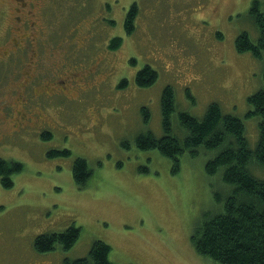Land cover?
I'll return each mask as SVG.
<instances>
[{"label":"rangeland","instance_id":"1","mask_svg":"<svg viewBox=\"0 0 264 264\" xmlns=\"http://www.w3.org/2000/svg\"><path fill=\"white\" fill-rule=\"evenodd\" d=\"M133 1L138 12L128 34L123 22ZM251 2L0 0V157L23 164L11 185L0 183V264H66L95 239L110 245L112 264H217L190 242L203 214L220 208L213 191H226L218 173L205 171L213 151L184 152L174 172L169 157L134 139L162 133L160 91L169 83L174 129L178 110L199 118L216 101L244 121L254 145L258 116L247 114V96L263 84L264 51L257 58L234 44L240 31L258 36ZM118 35L119 46L109 48ZM29 55L35 62L26 64ZM145 63L159 75L141 87L134 76ZM64 76L77 78L63 84L68 97L32 93L53 91ZM43 121L51 126L42 134L36 125ZM64 148L69 155L55 153ZM80 156L92 171L81 188L72 172ZM72 224L80 227L73 246L35 250L36 235Z\"/></svg>","mask_w":264,"mask_h":264},{"label":"trees","instance_id":"2","mask_svg":"<svg viewBox=\"0 0 264 264\" xmlns=\"http://www.w3.org/2000/svg\"><path fill=\"white\" fill-rule=\"evenodd\" d=\"M247 11L258 36L252 40L246 31H240L234 40L235 49L238 53L248 52L253 57L262 58L264 8L261 0H252ZM137 12L138 5L133 1L123 22L128 34L134 29ZM215 34L219 38L223 36L220 31ZM120 42L119 35L113 36L108 47L116 48ZM136 71L134 81L141 87L152 85L159 75V70L147 63ZM261 76V88L247 96L251 105L247 114L258 116L257 128L255 125L258 135L253 146L246 135L244 121L223 111L216 101H211L199 118L188 111L178 110V128L174 129V91L169 83L160 91L162 133L155 136L151 131H145L135 135L134 139L137 147L157 149L161 155L169 157L174 172L179 169L180 155L184 152L195 155L201 149L213 151V156L204 163L205 171L208 175L218 173L226 191L223 194L213 191V198L220 208L203 214L191 232L190 242L197 253L208 256L217 264H264V60ZM120 82L126 83V79ZM141 113L144 119L148 118L146 105L141 107ZM55 153L69 155L70 150L64 148L55 150ZM22 166L18 160L0 157V183L11 185V174L21 170ZM72 172L79 188L86 185L92 174L82 156L73 159ZM79 231L80 227L72 224L59 232L40 233L33 239L34 248L39 253L50 252L56 245L68 249L78 239ZM89 248L84 256L71 261L66 259V264H112L109 258L111 247L107 242L95 239Z\"/></svg>","mask_w":264,"mask_h":264},{"label":"flooded vegetation","instance_id":"3","mask_svg":"<svg viewBox=\"0 0 264 264\" xmlns=\"http://www.w3.org/2000/svg\"><path fill=\"white\" fill-rule=\"evenodd\" d=\"M17 1V0H16ZM24 1H21V3H23ZM16 49V51L19 49H23V47H16V48H14V50ZM26 58H27V63L26 64H28V63H30V62H35L34 60H33V56L31 55H29L28 57L26 56ZM39 75V74H38ZM38 77V76H37ZM66 76H64L63 78H60V79H58V80H56L55 81V83H56V85H60V87H55V88H52V90L53 91H51V89H50V91H43V89L42 90H39V92H36V89L34 88L33 90H32V93H35L34 95H35V97H37L38 95H40V97H44L45 95L44 94H46V96H51V95H53L54 96V94L55 93H57V94H60L61 96H63V97H68V96H65V90H66V87H65V85H63V84H65L66 83V81L68 82V81H76V79L77 78H70V79H68V78H65ZM54 83V84H55ZM62 85V86H61ZM51 87V86H50ZM26 101V103H27V100H24V102ZM37 113H39V112H37ZM20 116H22V117H24V119L26 118V119H28L29 117H30V115L29 114H27V113H25V112H23V113H21V115ZM23 119V120H24ZM39 119H41V117L39 116ZM12 120H13V122H12V125H19V121L18 120H16L15 118H12ZM27 121H29V122H32V120L30 119V120H27ZM41 121H42V119H41ZM24 122H25V125H28V123H26V121L24 120ZM46 126H51V124L50 123H47L46 122V124L44 123V121H43V124H38V125H36V127H37V129H38V127H39V129L38 130H40V131H42V134H43V132H45V128L44 127H46ZM33 128H35V125L34 126H32ZM26 128V127H25ZM17 130V129H16Z\"/></svg>","mask_w":264,"mask_h":264}]
</instances>
